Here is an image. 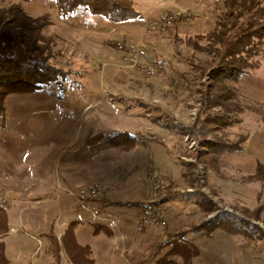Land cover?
<instances>
[{
    "label": "rangeland",
    "instance_id": "obj_1",
    "mask_svg": "<svg viewBox=\"0 0 264 264\" xmlns=\"http://www.w3.org/2000/svg\"><path fill=\"white\" fill-rule=\"evenodd\" d=\"M15 4L0 0V9ZM134 9L140 19L113 25L82 13L61 18L52 0H33L21 4L16 29L0 27V49L15 30H40L52 41L50 62L67 74L60 93L43 87L4 99L0 163L21 177L42 167L54 184L48 201L42 195L25 202L0 186L7 209L24 210L12 216L24 233L40 223V234L55 237L58 264H71L60 239L68 216L79 213L87 215L79 222L80 239L97 247L118 244L115 262L264 264V182L255 178L264 172V39L243 77L225 82L231 94L225 112L204 96L213 85L202 73L210 58L197 51L225 12L223 0H134ZM206 117L221 118L216 135L239 150L204 167L206 150L198 144L204 140L187 142L170 129H197ZM120 133L134 137L135 148L109 147L107 140ZM64 169L66 186L59 187ZM156 184L164 190L154 199ZM91 186L101 188L99 200L78 203L71 196ZM162 208L164 226L137 231L141 216ZM102 219L112 236L91 237ZM218 222L247 235L210 232ZM177 245L198 254L187 261L168 256Z\"/></svg>",
    "mask_w": 264,
    "mask_h": 264
},
{
    "label": "trees",
    "instance_id": "obj_2",
    "mask_svg": "<svg viewBox=\"0 0 264 264\" xmlns=\"http://www.w3.org/2000/svg\"><path fill=\"white\" fill-rule=\"evenodd\" d=\"M18 4L0 9V27L16 29L21 19V4L33 0H16ZM61 18H68L82 13L88 17L98 18L106 23L117 25L137 20L141 15L134 9V0H52ZM225 12L220 15L217 24L205 39L207 44L197 51L205 53L210 58V65L202 69L213 85L207 87L204 96L212 105L228 112L231 94L225 82H238L245 72L251 68L250 60L261 49L264 39V8L258 0H223ZM52 41L44 37L40 30L13 31L10 42L0 49V121L4 113V99L12 94H34L43 87H54L62 92L67 82V74L57 69L51 62ZM219 117H206L197 122V129L175 127L172 132L180 134L185 140L197 142L206 153L201 156L208 158L204 163L207 167L215 162L218 156L227 152H237L239 147L218 137L224 124ZM208 137L212 140L206 141ZM111 148L130 150L135 148L136 139L126 133H120L107 140ZM255 178L264 182L263 169H259ZM213 229L227 234H243L232 223H210ZM8 218L6 212L0 209V264H10L5 256L3 239L7 235ZM106 232L101 227L95 228L94 234ZM107 235L110 232L107 231ZM55 263L59 261V243L50 236ZM60 244L71 264H93L88 258V248L77 244L73 224L64 232ZM196 250L186 251L181 245L172 248L168 256H181L184 261L191 256H197ZM163 264V259L159 261Z\"/></svg>",
    "mask_w": 264,
    "mask_h": 264
},
{
    "label": "crops",
    "instance_id": "obj_3",
    "mask_svg": "<svg viewBox=\"0 0 264 264\" xmlns=\"http://www.w3.org/2000/svg\"><path fill=\"white\" fill-rule=\"evenodd\" d=\"M44 168L39 167L36 170V176L31 174H24L20 176L18 171L13 170L12 168H7L3 163H0V186L5 190L11 193H16L19 195L20 201H34L39 200L40 196H45V201H48L53 195L54 184L52 179H47L44 177ZM59 187L66 186V172L65 169L60 179L57 180ZM41 183V184H40ZM43 196V197H44ZM55 196V195H54ZM16 201V199H13ZM40 201V200H39ZM58 205L64 203L63 200L57 201ZM6 215L8 218V233L5 238L2 240L5 246V256L10 262V264H51L49 260V243L50 238L45 236V232L40 231V226L38 223L33 224L34 228L31 232L24 233V227L21 221V225L18 224L17 220H14L12 216H15L18 213L24 212V210H18L17 205H13L9 210L7 209ZM87 215L72 214L69 215V224H73L74 236L78 245L82 247H87L90 251V257L93 264H124L123 260L115 262L116 252H120V246L118 244L113 245L104 244L100 247L95 246L94 244H88L83 242L78 236L79 232H82L83 226L79 223L83 217ZM89 217V216H88ZM97 225L92 226L90 229L91 237L100 238V236L105 235L107 237L112 236V229L103 221L100 223H95ZM101 227L106 230L102 231L99 234H94L95 228ZM40 231V232H39ZM107 231L110 232V235H107ZM48 239V240H47ZM51 244V243H50ZM100 251V252H99ZM99 252V253H98ZM122 259V258H121Z\"/></svg>",
    "mask_w": 264,
    "mask_h": 264
},
{
    "label": "built area",
    "instance_id": "obj_4",
    "mask_svg": "<svg viewBox=\"0 0 264 264\" xmlns=\"http://www.w3.org/2000/svg\"><path fill=\"white\" fill-rule=\"evenodd\" d=\"M159 184L154 186L153 198L156 199L159 195V191L162 190ZM164 190V189H163ZM71 196L76 199L78 203L97 201L102 197V190L98 186H91L88 188L77 189L76 192L71 193ZM156 203V201H152ZM7 200L0 195V209L6 211ZM155 213L153 215L141 216L137 222V231H141L143 228L152 226H164L165 222L163 220L164 209H153Z\"/></svg>",
    "mask_w": 264,
    "mask_h": 264
}]
</instances>
